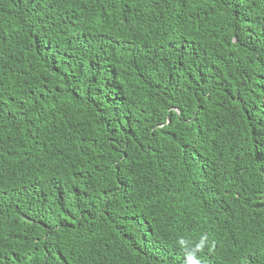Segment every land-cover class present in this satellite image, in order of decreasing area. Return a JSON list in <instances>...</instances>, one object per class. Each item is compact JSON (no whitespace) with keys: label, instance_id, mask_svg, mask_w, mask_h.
Segmentation results:
<instances>
[{"label":"trees","instance_id":"1","mask_svg":"<svg viewBox=\"0 0 264 264\" xmlns=\"http://www.w3.org/2000/svg\"><path fill=\"white\" fill-rule=\"evenodd\" d=\"M264 264V0H0V264Z\"/></svg>","mask_w":264,"mask_h":264},{"label":"clouds","instance_id":"2","mask_svg":"<svg viewBox=\"0 0 264 264\" xmlns=\"http://www.w3.org/2000/svg\"><path fill=\"white\" fill-rule=\"evenodd\" d=\"M176 246L184 256V264H201L200 256L206 249L214 248L207 234H202L198 240L185 239L183 237L176 241Z\"/></svg>","mask_w":264,"mask_h":264}]
</instances>
